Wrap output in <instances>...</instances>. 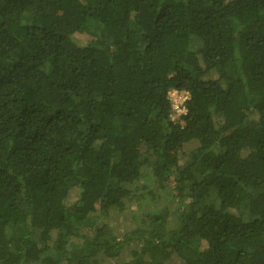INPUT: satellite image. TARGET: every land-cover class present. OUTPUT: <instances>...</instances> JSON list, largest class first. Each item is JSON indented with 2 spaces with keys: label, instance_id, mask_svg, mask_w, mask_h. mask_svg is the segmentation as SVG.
<instances>
[{
  "label": "trees",
  "instance_id": "16d2710c",
  "mask_svg": "<svg viewBox=\"0 0 264 264\" xmlns=\"http://www.w3.org/2000/svg\"><path fill=\"white\" fill-rule=\"evenodd\" d=\"M126 251L264 264V0H0V264Z\"/></svg>",
  "mask_w": 264,
  "mask_h": 264
},
{
  "label": "rangeland",
  "instance_id": "374dc122",
  "mask_svg": "<svg viewBox=\"0 0 264 264\" xmlns=\"http://www.w3.org/2000/svg\"><path fill=\"white\" fill-rule=\"evenodd\" d=\"M76 199V194L75 192L70 195L69 201L73 202ZM147 210L146 207H138L135 203H132L129 205L128 208L120 211V210H114L112 212V215L109 218L100 220L97 218L99 223L106 222L108 223L112 228L115 234L119 235L120 237L122 236L123 232H126L128 230L133 229L135 226H137V221L135 220V217H140L139 215L142 214L143 212L145 213ZM124 256L122 258H115L108 260L109 263L107 264H121L123 260H127L130 257L128 256L127 253L125 252ZM106 264V263H105ZM170 264H180L179 260H174Z\"/></svg>",
  "mask_w": 264,
  "mask_h": 264
},
{
  "label": "built area",
  "instance_id": "2783aa9c",
  "mask_svg": "<svg viewBox=\"0 0 264 264\" xmlns=\"http://www.w3.org/2000/svg\"><path fill=\"white\" fill-rule=\"evenodd\" d=\"M189 92L172 89L169 91L168 96L171 101V105L173 108L172 119L180 118L183 114L186 113V102L189 99Z\"/></svg>",
  "mask_w": 264,
  "mask_h": 264
}]
</instances>
